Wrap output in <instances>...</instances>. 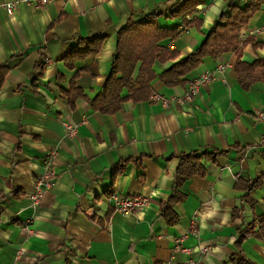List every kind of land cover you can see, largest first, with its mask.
Returning <instances> with one entry per match:
<instances>
[{
    "label": "crops",
    "instance_id": "crops-1",
    "mask_svg": "<svg viewBox=\"0 0 264 264\" xmlns=\"http://www.w3.org/2000/svg\"><path fill=\"white\" fill-rule=\"evenodd\" d=\"M195 1L186 19H202L200 27L159 42L178 56L156 60L155 74L199 46L228 3ZM180 2L50 0L37 7L19 1L11 12L0 6V63L9 68L0 86V264H222L234 251L239 230L264 213L263 179L252 194L254 204L242 201L239 216H231L244 192L234 182L264 174V119L257 118L264 110V80L243 89L234 52L204 57L180 86L167 87L154 78L150 89L156 99L124 100L114 113H101L86 99L70 101L64 94L79 71L77 85L94 98L110 68L116 31L152 12L160 14L159 26L182 27V17L163 16ZM103 35L98 54L67 68L66 40ZM240 36L259 43L243 46V60L264 59V3ZM36 62L43 68L31 76ZM92 62L96 76L83 70ZM222 64H227L223 71L202 83L190 100L175 101L194 79ZM66 122L77 125L75 136L65 133ZM211 148L226 152L206 164L204 177L183 183L186 198L175 206L179 221L168 226L157 204L169 196L174 181L176 161L168 156ZM127 157L125 170L113 180L111 166ZM48 167L54 172L52 186L32 207L34 177ZM15 189L18 196L12 194ZM114 193H142L149 202L140 210L118 212L109 199ZM192 220L194 233L188 230ZM175 241L190 251L176 250ZM242 244L249 258L264 264V241L249 237ZM201 246L210 249L202 254Z\"/></svg>",
    "mask_w": 264,
    "mask_h": 264
},
{
    "label": "trees",
    "instance_id": "trees-1",
    "mask_svg": "<svg viewBox=\"0 0 264 264\" xmlns=\"http://www.w3.org/2000/svg\"><path fill=\"white\" fill-rule=\"evenodd\" d=\"M264 0H228L226 6L220 11L218 20L215 21L207 32L200 45L195 47L186 57L178 62L172 63L165 70L158 74L152 69L153 63L158 60L166 62L175 60L178 53L173 48L162 47L159 42L169 37L175 40L188 27H200L202 19L193 18L187 20L186 15L192 14L196 7L195 0H182L170 11L163 14L167 18L182 17V27L167 28L158 24L160 14L156 12L148 13L144 19L139 21L128 20L116 31L115 52L111 57L110 68L99 91L94 98L88 99L81 87L77 85L76 79L79 71L69 80V86L64 94L70 101H76L79 98L86 99L89 105L101 113H114L120 109L124 100H130L133 103L142 100H149L153 94L150 89L151 81L158 77L164 86L175 87L185 84V76L199 66L204 57L210 56L217 58L222 53L234 52L236 62L234 70L237 73L238 84L243 89H248L253 82L264 80V59L255 58L251 63L242 58V48L249 42L254 47L259 43L251 39H241L240 33L244 25L249 22L251 16L261 8ZM105 36H77L65 41L67 51L63 62L69 69H73L78 60L92 58L101 50ZM43 68L42 62H36L31 76L40 73ZM9 68L0 63V86L3 84ZM91 76L98 74L97 64L93 63L83 68ZM60 77V76H59ZM122 89L127 90L125 96L122 95ZM225 150L215 148L182 152L172 154L167 159L176 161L173 170V184L170 187L169 196L159 201V217L163 218L165 223L170 226L179 221L175 212V206L186 198L183 191V183L194 176L204 177L206 175V164L218 161V157L225 154ZM140 156L136 159L139 161ZM131 160L127 157L120 159L111 166L113 180L116 175L125 170L126 164ZM264 174L257 176L253 180L240 178L237 179L233 187L237 190H243L239 201L240 206L232 209L231 216L236 218L242 207V201L254 204L252 194L260 187ZM112 192V191H111ZM111 192H107L108 195ZM20 190H13V195L18 196ZM1 197V196H0ZM110 214H107L109 218ZM249 237L264 241V213L256 218L247 227L239 230V235L234 241L235 249L228 255L227 260L222 264H257L249 258L243 249L242 242Z\"/></svg>",
    "mask_w": 264,
    "mask_h": 264
},
{
    "label": "built area",
    "instance_id": "built-area-1",
    "mask_svg": "<svg viewBox=\"0 0 264 264\" xmlns=\"http://www.w3.org/2000/svg\"><path fill=\"white\" fill-rule=\"evenodd\" d=\"M19 1L26 3V4H30L32 6L34 5L37 7H42V6H45L47 2H49L50 0H15L12 2H4L0 4V6L5 8L8 12H11L14 9L15 4ZM241 37L242 36H240V38ZM226 65L227 64L218 65L216 69L213 70L214 72L205 73L201 75L199 78L194 79V81H192L191 83L187 85L188 88L185 94L182 97L175 99V101L180 102L182 99L190 100L193 97V95L197 92V90L199 89V86L202 83L212 80L213 74L215 72H222L223 68ZM157 97L158 96L156 94H152L151 99H156ZM257 114H258L257 116L258 119L260 120L264 119V110L257 112ZM63 127H64L66 134L70 136L76 135L75 134L77 130L76 124L66 122V123H63ZM55 150L56 149L53 148L49 152V156H50L49 160L54 155ZM53 175H54V172L52 168L48 167L44 169L42 172H40L36 177H34V187H33V190L29 194L30 205L32 207H36L40 203L41 197L43 196L44 192L51 188L53 180H54ZM109 199L111 201V205H113V209L118 212H122V213L140 210L141 208L147 206L149 202V196L142 194V193L134 194V195H126V196H119L116 193H114L111 195ZM195 226H196V222L195 220H192L190 222V225L188 226V230L193 233L196 232ZM174 246L176 250H181L183 252L190 251L189 247L181 246L179 244V241H175ZM209 249L210 247L201 246L199 247L198 251L199 253L204 254V253H207ZM189 264H193V263L190 262Z\"/></svg>",
    "mask_w": 264,
    "mask_h": 264
}]
</instances>
